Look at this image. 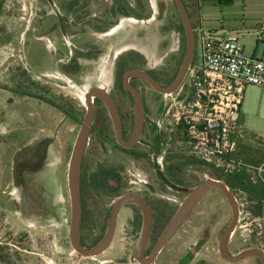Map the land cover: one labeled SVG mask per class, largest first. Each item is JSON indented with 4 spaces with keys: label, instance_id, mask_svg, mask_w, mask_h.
Segmentation results:
<instances>
[{
    "label": "rangeland",
    "instance_id": "rangeland-1",
    "mask_svg": "<svg viewBox=\"0 0 264 264\" xmlns=\"http://www.w3.org/2000/svg\"><path fill=\"white\" fill-rule=\"evenodd\" d=\"M35 1L0 0V264H140L131 254L137 238L134 229L138 225L130 223L128 227L123 210L119 212L113 239L103 252L82 256L73 249L69 240L68 164L85 114L79 91L104 84L112 93L115 65L126 62L117 55L127 46L140 50L149 67H158L173 57L163 58V48L156 52L154 46L172 41L174 48L180 47L179 56L172 62L177 69L186 47L178 11L173 0H150L153 11L149 18L147 15L140 20L128 15L122 17L113 33L100 34L98 41L102 43L125 28L130 41L128 44L118 42L113 47L109 45L97 57L81 60L70 81L76 90L66 78H55L51 69L43 70L50 61L39 49L34 53L33 67L28 61L25 28L31 12L34 13ZM186 1L193 24L194 58L200 56L199 19L205 31L241 32L239 43L244 47V55L249 57L256 49L257 55L260 54L263 44L257 42L256 35L259 27L264 26V18L257 6L243 0H234L230 4L217 0ZM43 7L54 13L59 9L56 0H49V4L41 0L39 13H43ZM47 17L54 19L51 13ZM169 27L171 31L167 34L165 30ZM138 29L144 36V44L133 39ZM144 93L150 107L146 139L155 141L158 132L155 120L159 117L157 106L167 96H159L149 89ZM181 132L176 127L168 134L171 154L164 160L159 159V165L164 167L165 161L173 165L172 159L177 160L176 165L179 158L189 156ZM239 134L236 154L252 163H264V87L246 86L240 108ZM142 142L146 144V141ZM110 143L102 141L97 134L91 135L84 150L86 164L80 185L84 180L87 185L81 188L80 196L85 214L81 237L86 247L97 243L105 234L111 204L127 187L135 185L129 183L130 178L147 180L148 171L154 166L150 158L151 148L141 145L139 150L148 155L138 161L126 159L123 150L111 151ZM186 165L193 184L211 175L205 166ZM215 171L220 173L217 169ZM162 174L166 177L165 182L171 181L164 172ZM233 175H237L240 185L248 186L250 190L235 186L241 203L240 220L230 239V248L233 251L254 246L264 249V183L254 182L244 173ZM262 177L264 180V173ZM139 184L135 186L140 187ZM207 198L223 202L222 195L210 191L196 207L197 211L203 210ZM258 208L260 214L255 213ZM197 211L192 213L189 223H194L199 215L207 212L201 214ZM229 218L225 212L219 221L227 223ZM180 233L171 239L172 242ZM250 262L258 264L254 257L238 264Z\"/></svg>",
    "mask_w": 264,
    "mask_h": 264
},
{
    "label": "flooded vegetation",
    "instance_id": "flooded-vegetation-1",
    "mask_svg": "<svg viewBox=\"0 0 264 264\" xmlns=\"http://www.w3.org/2000/svg\"><path fill=\"white\" fill-rule=\"evenodd\" d=\"M46 1L49 4V0ZM56 1L58 2L59 9L55 13L47 10L46 7H43V13H39L38 3L41 2V0L35 1L34 13L31 12L25 28L26 40L28 41L26 56L29 57L30 60L28 59V61L31 62V66L33 67L34 53L36 49H39L50 61L47 68L43 70L51 69L55 74V78H62L63 80L66 78L69 81H72L71 77L75 76L78 69L77 66H80L81 60L97 57L101 52L107 50L108 46L113 42L117 44H119L118 42L128 44L130 41L125 28L113 37H108L105 39V42L102 43L98 41L100 34H110L112 29L117 28L121 24L120 22L122 21V17H128V15H131L137 19L144 20L147 15H149L147 17L149 18L153 11V6L150 3V0ZM183 2L189 14L187 1L183 0ZM49 13L53 14L54 19L47 17ZM180 24L182 26V30H184L181 18ZM107 30L109 31L106 32ZM170 31L171 28L169 27L167 31L165 30V33L169 34ZM183 32H185V30ZM139 33V29L136 30L133 39H136L135 41L138 42V44H144V36L142 33ZM179 34L181 35L180 31ZM159 43L154 46L156 52H159L163 48V58H167L168 56L173 58H169L165 62L163 61L160 66L158 65V67H149L145 56H143L142 52L135 47L128 48L127 46L120 51L119 55H117V57L119 56L118 58H124L126 62L116 63L113 72V85L111 88V91L113 90V92H109V94L116 104L120 120V136L124 142L129 141L132 136L135 123L133 95L132 92L124 86V74L132 69H141L146 71L155 82L165 87L174 80L179 71L183 57L177 69L174 68L172 62L176 61V56H179L178 52L180 51V47L174 48L172 41L169 40L167 41L168 44ZM148 47L150 48L149 44ZM44 75L47 76L46 73H44ZM128 83L136 88L142 100L144 121L142 132L138 140L131 147H124L119 144L116 128L108 107L99 98H95L97 104L94 105V116L88 138H90L91 135L94 136L97 134L102 141L111 142L109 144V149L111 151L123 150L122 152L125 153L126 159L131 158L138 161H141V159L144 160L145 155H148L144 151L139 150L141 145L147 146L144 147L147 149L151 148L150 158L154 166L150 171H148V179L141 181L142 179L137 177V181L130 178L129 183L136 185L141 182L139 184L140 187L132 185L127 187V190L123 192H130L139 195L144 200L146 207L150 212L151 226L144 246V255L147 256L156 243L162 230L172 218L182 200L188 194V189L197 185L199 182L193 184L187 165H175V162L177 161L176 159L171 160L173 165L168 164V161H165L164 167L163 165H159V159L164 160L171 154V151L168 150L170 147L168 144L170 140L168 134L173 130V128L169 126L170 118L167 114L166 108L168 96L165 97L161 103H158L157 110L159 111V117L155 120V126L158 130L157 140L150 141L146 139V126L150 124L148 121L150 107L144 92L146 89H149L159 94V96H164L165 93L156 90L150 83L138 76H130L128 78ZM119 98L122 101H120ZM142 141H146V144ZM155 150L157 153H155ZM185 159V157L179 158L178 163L184 161ZM155 163L158 165H155ZM85 164L86 158L83 153L80 170V183L83 179L82 171H84ZM144 169L148 170V166L144 165ZM162 172H164L171 180V184H168L163 180L166 177L162 174ZM129 173L131 176H135L133 172L129 171ZM86 185L87 184L84 180V183L80 185V190L81 188L83 189L86 187ZM226 185L233 192L238 202L240 215L241 203L239 202L235 192L236 187L229 184ZM210 191H216L219 195H222L223 202H217L213 198H207V202L206 205H204L203 210L197 211L196 207L199 206L206 194ZM210 191L200 198L178 229L164 243L155 256L154 264H238L250 257H254L258 260V264H261L260 259L256 256H250L238 262L227 261L221 256L219 252V242L223 232L232 220V208L222 191L218 189ZM112 205L113 203L110 206V210ZM120 210H123V214L126 215L128 227L132 223L138 225L137 229H134V232L137 234L136 244L134 246L135 248L142 228L144 218L143 208L136 202H127L121 206ZM194 211L200 212L201 214L205 213V211L207 212L199 215L194 220V223L191 224L189 223V221L191 222L189 219ZM221 211H223V213H220ZM225 212H227L230 216L227 223H223L222 220L219 221V218H222ZM84 219L85 214L82 210L81 200V241V226ZM239 220L240 216L238 218V222ZM238 222L234 231L238 226ZM234 231L228 241V250L232 254L241 251H233L230 248V239L232 238ZM177 233H180V236L172 242L171 239H173ZM190 239L191 243H189V245H185ZM170 242L171 244L168 245ZM203 248L206 250H203ZM262 250L264 251V249ZM248 264H251V262Z\"/></svg>",
    "mask_w": 264,
    "mask_h": 264
},
{
    "label": "built area",
    "instance_id": "built-area-1",
    "mask_svg": "<svg viewBox=\"0 0 264 264\" xmlns=\"http://www.w3.org/2000/svg\"><path fill=\"white\" fill-rule=\"evenodd\" d=\"M199 58L192 57L178 88L165 94L169 126L180 128L189 157L223 173L249 175L264 183V163L236 154L240 108L248 85L264 87V26L258 56L244 55L241 32L205 31L199 19Z\"/></svg>",
    "mask_w": 264,
    "mask_h": 264
},
{
    "label": "water",
    "instance_id": "water-1",
    "mask_svg": "<svg viewBox=\"0 0 264 264\" xmlns=\"http://www.w3.org/2000/svg\"><path fill=\"white\" fill-rule=\"evenodd\" d=\"M177 11L181 18L185 36H186V50L179 68V71L174 78V80L168 86H161L157 82H155L151 76L144 70L141 69H132L127 71L123 76V83L125 88L129 89L133 95L134 101V115H135V123L134 130L132 136L129 141L124 142L120 136V120L118 111L116 108V104L112 97L109 94L108 88L104 84H98L91 89H87L85 91H79L80 94L84 96L86 101L85 103V114L81 121L80 129L77 133L69 164H68V188L70 195V205H71V215H70V224H69V240L73 249L82 256H94L103 252L111 243L116 225L118 220L119 210L122 205L127 202H136L142 208L144 212V218L142 223L141 232L139 235V239L136 247L132 250V256L140 263V264H154V259L158 251L164 245V243L173 235V233L178 229L181 223L184 221L186 216L189 214L191 209L195 206V204L200 200L202 196H204L207 192L213 189H218L223 192L225 197L232 208V220L226 230L223 232L220 242H219V252L221 256L230 262H238L250 256H256L260 259L261 264H264V251L258 247H248L242 249L238 253L232 254L228 250V241L239 218V207L238 202L233 194V192L228 188L226 183L214 177H207L204 180L200 181L197 185L188 189V194L182 200L180 205L178 206L176 212L169 220L167 225L162 230L159 235L156 243L151 249L149 255H144V246L148 237V233L150 231L151 226V216L148 211L144 200L137 194L134 193H123L120 195L113 203L110 215L108 226L103 237L94 245L90 247L84 246L80 238V223H81V196H80V170H81V162L84 153L85 146L87 144L88 134L92 125L93 116H94V98H99L102 100L105 105L108 107L110 115L113 119L116 132L117 139L119 144L124 147H131L139 138L142 128H143V109H142V100L136 88L131 86L128 83V78L130 76H138L146 80L150 83L156 90L163 92L165 94L175 91L178 86L181 84L184 75L187 71V68L190 64V61L193 57L194 51V34H193V25L190 19V16L186 10L185 4L183 0H174ZM70 86L74 89L78 90L74 84H72L69 80ZM81 96V95H80ZM166 180V178H164ZM168 184H171L169 180L166 181Z\"/></svg>",
    "mask_w": 264,
    "mask_h": 264
},
{
    "label": "trees",
    "instance_id": "trees-1",
    "mask_svg": "<svg viewBox=\"0 0 264 264\" xmlns=\"http://www.w3.org/2000/svg\"><path fill=\"white\" fill-rule=\"evenodd\" d=\"M217 1L219 3H225V4H230V3L233 2V0H217ZM179 164H190V165H195V166H197V165L198 166H205V168H207V171L209 170V172L211 173V175H210L211 177H214V178H217V179H221L226 184H229V185H232V186L239 185V186H242L244 189H246L248 191L250 190L248 186H245V185H242V184L240 185V183H238L239 178L237 177V175H233V174H229V173L226 174V173H223V172L218 173L217 171L212 169L209 165H207V164H205L203 162L196 161L195 159H193V158H191L189 156L184 161L176 163V165H179ZM256 188L257 187H254L253 189L257 190ZM254 190L252 191V189H251V193L252 194L254 193V195H255ZM255 213L256 214H260L261 213L260 209L258 208V211H256Z\"/></svg>",
    "mask_w": 264,
    "mask_h": 264
},
{
    "label": "crops",
    "instance_id": "crops-1",
    "mask_svg": "<svg viewBox=\"0 0 264 264\" xmlns=\"http://www.w3.org/2000/svg\"><path fill=\"white\" fill-rule=\"evenodd\" d=\"M234 1V0H233ZM244 1V3H245V1H249L250 2V4L251 5H255V6H257L258 7V9H260L259 11V13H261V15L263 16V18H264V0H243ZM116 29V28H115ZM115 29H112L111 31H110V34L111 33H113V31L115 30ZM116 44V45H118L117 43H115V42H113V43H111V45L110 46H114V45ZM261 53V52H260ZM252 55H255V56H258L257 55V49L254 51V53L252 54ZM96 85H98V84H96Z\"/></svg>",
    "mask_w": 264,
    "mask_h": 264
},
{
    "label": "bare ground",
    "instance_id": "bare-ground-1",
    "mask_svg": "<svg viewBox=\"0 0 264 264\" xmlns=\"http://www.w3.org/2000/svg\"><path fill=\"white\" fill-rule=\"evenodd\" d=\"M81 96V100H82V102H83V104L85 105V103H86V101H85V99H84V96L82 95V94H80Z\"/></svg>",
    "mask_w": 264,
    "mask_h": 264
}]
</instances>
